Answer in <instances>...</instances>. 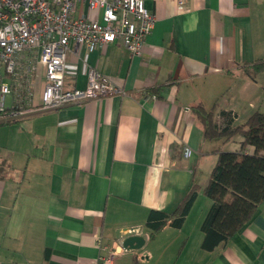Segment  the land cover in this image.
Masks as SVG:
<instances>
[{
  "label": "crops",
  "instance_id": "1",
  "mask_svg": "<svg viewBox=\"0 0 264 264\" xmlns=\"http://www.w3.org/2000/svg\"><path fill=\"white\" fill-rule=\"evenodd\" d=\"M145 3L156 21L140 54L118 39L93 51L70 40L66 55V88L85 87L94 67L123 93L0 124V264H90L108 253L97 235L122 245L117 264H264V201L225 244L202 247L217 149L239 151L243 136L205 138L192 110L214 108L219 127L264 113V70H253L264 61V0ZM80 14L99 15L86 3ZM28 75L29 105L39 104L44 67L33 61ZM19 87L8 104H25ZM194 183L182 226L151 236L150 210L173 211ZM137 226L144 245L124 247Z\"/></svg>",
  "mask_w": 264,
  "mask_h": 264
},
{
  "label": "built area",
  "instance_id": "2",
  "mask_svg": "<svg viewBox=\"0 0 264 264\" xmlns=\"http://www.w3.org/2000/svg\"><path fill=\"white\" fill-rule=\"evenodd\" d=\"M176 1L179 5L187 2ZM82 3L99 15L95 18L76 15ZM155 21L145 0H0V124L21 120L38 111L123 93L94 67L88 70L85 87L66 88L70 40L93 51L120 39L132 54H140ZM23 57L30 61L25 66L27 71L33 69V61L44 67L46 81L39 104L17 107L8 104L7 98L13 93L12 84L19 69L25 65ZM191 153V148L185 147L184 155L188 157ZM141 231L137 226L125 229L124 233L134 235ZM96 242L108 253L99 255L90 264H117L116 258L124 251L122 245L107 247L100 235L96 236Z\"/></svg>",
  "mask_w": 264,
  "mask_h": 264
},
{
  "label": "trees",
  "instance_id": "3",
  "mask_svg": "<svg viewBox=\"0 0 264 264\" xmlns=\"http://www.w3.org/2000/svg\"><path fill=\"white\" fill-rule=\"evenodd\" d=\"M25 60L23 57L25 65H22L13 81L15 88L20 84L25 85L18 90L22 97L16 96L25 101V104L14 103L17 107L28 106V101L31 100L29 71L25 67L30 61ZM253 70H264V61L254 64ZM12 94L14 95V91ZM192 110L204 126L205 138H222L225 144L236 135L243 136L239 151L217 149L218 159L204 189L213 203L202 222V247L212 250L225 244L239 231L264 201V113L256 111L241 123L228 122L219 127L214 119V108L208 109L202 102H198L192 106ZM248 146H252L254 151L247 152ZM198 189V184L194 183L171 212L150 210L146 225L151 230V236L167 224L181 227L197 197Z\"/></svg>",
  "mask_w": 264,
  "mask_h": 264
},
{
  "label": "water",
  "instance_id": "4",
  "mask_svg": "<svg viewBox=\"0 0 264 264\" xmlns=\"http://www.w3.org/2000/svg\"><path fill=\"white\" fill-rule=\"evenodd\" d=\"M145 243V238L142 235L134 234L124 238L122 244L129 249H140Z\"/></svg>",
  "mask_w": 264,
  "mask_h": 264
}]
</instances>
